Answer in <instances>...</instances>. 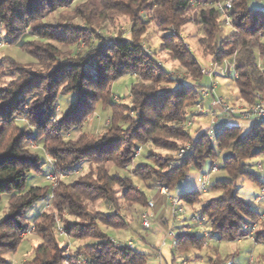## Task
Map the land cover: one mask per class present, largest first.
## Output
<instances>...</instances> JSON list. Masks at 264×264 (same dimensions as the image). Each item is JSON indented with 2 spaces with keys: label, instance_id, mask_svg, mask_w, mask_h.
Returning a JSON list of instances; mask_svg holds the SVG:
<instances>
[{
  "label": "trees",
  "instance_id": "16d2710c",
  "mask_svg": "<svg viewBox=\"0 0 264 264\" xmlns=\"http://www.w3.org/2000/svg\"><path fill=\"white\" fill-rule=\"evenodd\" d=\"M74 1L0 0V41L18 46L33 59L23 63L11 56L0 57V200L8 197L7 213L0 221V264H10L7 255L17 251L32 225L42 242L19 264H79L80 255L95 264H147L149 254L130 248L127 242L116 243L105 230L126 225L120 212L91 208L99 200L117 208V186L125 200L145 202L146 192L137 188L131 175L112 174L108 167L112 163L125 169L140 145L150 147L152 163L137 166L132 174L142 180L155 176L154 188L159 179L168 188L181 184L192 169L201 170L209 159L229 150L223 163L227 177L210 185L209 190L217 195L194 215L207 218L211 233L225 241L248 238L255 222L260 221L254 237L264 244V219H260L264 211L252 207L237 185L240 177H247L263 186L264 178L248 171L245 161L264 157V119L255 120L247 130L226 125L215 143L206 130L193 137L186 123L194 116L199 89L206 85L202 84V66L180 35L182 27L193 20L201 31L204 55L216 61L235 56L237 98L253 104L257 95L264 99V67L259 63L264 60V11L251 7L248 0H233L230 32L224 31L220 19V0H196V7L193 0H84L75 6V16L83 25H52L44 20L50 12L70 7ZM121 16L130 18V37L107 28ZM153 21L161 30L175 28V33L163 35L156 51H166L177 61L184 69L182 76L166 68L145 46L148 24ZM82 43L85 47L81 50ZM59 44L69 49L64 51ZM129 73L136 81L130 91L132 106L123 113L110 99L111 88ZM5 77L10 80L4 81ZM69 93H74L75 99L59 112L60 97ZM98 103L111 109L104 133L95 137L82 131L73 136ZM188 142L191 152L170 170L166 167L177 159L175 155L162 157L152 152L156 147L177 154ZM33 144L52 161H43ZM45 163H50V172L57 175L85 163L89 168L73 182L27 189L28 174ZM200 193L194 190L177 196L194 204ZM42 197L49 200L50 208L30 225L26 209ZM57 216L62 219L61 227ZM62 235L93 241L68 254ZM203 244L204 236L180 231L174 251Z\"/></svg>",
  "mask_w": 264,
  "mask_h": 264
},
{
  "label": "rangeland",
  "instance_id": "374dc122",
  "mask_svg": "<svg viewBox=\"0 0 264 264\" xmlns=\"http://www.w3.org/2000/svg\"><path fill=\"white\" fill-rule=\"evenodd\" d=\"M84 0H75L74 3L70 7L60 8L54 12H50L46 18L44 19L47 23L52 25H57L59 23H69L83 25V21L80 18L75 16V6L81 4ZM197 1L193 0L192 5L196 7ZM258 0H249V5L251 7H258ZM152 12H143L144 15H149ZM195 15V8L191 12V17ZM130 25L131 21L130 18L127 16H121L118 21L114 24H108V29L110 32H120L122 35L126 37H130ZM225 32H230L231 28L224 26ZM175 28L172 30L165 31L161 30L155 22H150L148 24V29L145 34V46L150 48V52L152 55L159 59L160 63H162L166 68L179 73L181 76L184 74V69L179 65V63L173 60L166 51H156L162 42V37L166 33L174 32ZM102 35H107L104 31L100 32ZM180 35L186 45L193 51L195 57L199 61L200 65L203 67L209 66L211 61H209V55H204L202 52V47L200 46L199 39L201 36V31L199 26L192 20L185 24L182 29L180 30ZM39 38V36H36ZM4 44H0V57L3 56H11L14 57L17 61L27 63L32 61V57L27 53L21 51L18 46H10L5 41H0ZM64 51H67L69 47L67 45H60ZM84 43L79 46V49H83ZM76 48V47H75ZM157 54H155V51ZM229 60H232V57H228ZM260 64L264 67V60L259 61ZM4 81H9L10 77L3 78ZM136 78L135 75L132 73L126 74L116 81L113 82L111 92L112 95L110 99L116 103L119 110L123 113L129 112L127 111V106H132L131 103V86L135 83ZM214 82L217 84V94L224 97L225 99L233 102L235 104H242L243 101L238 99V88L236 82L231 77H221L216 76ZM211 81L204 76L202 80V84L208 86ZM75 99L74 93L65 94L60 97L59 100V112L65 111L68 105ZM238 101V102H237ZM244 104V103H243ZM132 113V112H130ZM111 115V109L108 106H105L101 103L97 104L96 110L85 120L83 127L74 132L73 136H78L80 132L84 131L93 135L95 137L100 136L104 131L107 129V125L109 123ZM210 122L209 116H201L196 117L192 121V125L189 126L187 129L189 133L193 137H197L200 128L206 127ZM251 120H244L241 118L233 117L227 121V126H240L244 130H246L250 125ZM184 144V143H183ZM186 144V143H185ZM187 144H190L188 142ZM33 149H36L43 161H52L51 158L44 152L42 148H38L37 144L32 145ZM140 149V154L134 158L133 161L130 162L129 166H126L125 169H120L115 167L112 163L108 164V167L111 169L112 174L120 173L121 175H131L137 185L139 190H143L146 192V200L144 203H137L125 200L123 198L122 188L117 186L116 187V197L118 198V207L112 204L106 205L103 201L99 200L95 204L91 206V208L95 211H105V212H114V210L120 212V216L125 221L126 225L121 229L116 228H105L108 234L114 238L115 242H128L134 241L137 249L139 248L140 244L143 241H147L149 244H157L159 248L162 249V254L166 257L169 264H172V247H173V240L172 237L168 236V230L173 227V213L171 208V202L168 200L167 196H163L161 194L160 189L157 186L152 187L153 182H156L155 176L150 177L148 179H140L133 176L132 171L137 166L141 164L152 163L151 160L148 158L150 153V147L148 145H140L137 150ZM136 150V151H137ZM152 152L159 154L162 157L168 155H175L176 153L171 152L166 149L152 147ZM229 150H224L219 152L218 156L211 160L209 159L203 166L201 170L199 169H192L191 174H199L200 172H208L211 166V163L214 161L219 165V170L216 171L211 177V184L215 183L218 179H223L227 177L226 171L223 169L224 158L228 154ZM135 156V154L133 155ZM259 160V158H252L245 161L247 166V170L253 172L260 179L263 177L262 172L256 167L255 163ZM173 162V161H172ZM172 164V163H171ZM171 164L166 167V170L172 169ZM89 164L85 163L80 168H78L77 173H63L64 176H57V184L60 181L66 182H73L83 174L88 171ZM161 170L160 168H158ZM51 170L50 163L42 164L40 170L32 171L28 174L27 177V185L26 188L29 189L33 186H40L46 187L49 184V180L46 179V174L49 173ZM161 179H159V182ZM182 184H178L175 187L169 188L170 192L177 196L183 192H186V189L181 188ZM238 190L241 196L254 208L258 209L259 211H264V203L255 204L254 198L257 195L261 194V187L253 180L247 177H240L237 181ZM54 186V187H56ZM217 195L216 192L210 191L209 189L206 192L200 193V198L194 204H188L183 202V209L184 212L180 214L179 219L176 222V227L174 229L177 233L181 232H191L196 236H203L205 229L211 231V227L208 223L204 221L203 225H199L196 220L191 219V216L196 212L199 211L204 203L212 197ZM150 201L154 202L153 209L148 207ZM49 205V200L47 198H40L36 202H34L31 206L26 209V220L27 223L32 225L37 217L43 212L44 210H48L47 206ZM7 206H8V197L4 195L0 200V221L6 216L7 213ZM144 212H148L150 215L152 214L151 219V226L146 228L143 226V218L142 215ZM167 216V217H166ZM186 217L185 221L182 220ZM57 222L59 226H62L60 221V217L57 216ZM70 220L74 218L69 217ZM262 218L261 220H263ZM62 220V219H61ZM165 220L167 222V226L161 223V221ZM260 222V221H259ZM255 222L254 226L255 229L260 228V223ZM190 226L191 229L188 230L185 226ZM169 226V227H168ZM185 229V230H184ZM254 229V230H255ZM151 236V241L148 240V237ZM64 245H66V252L74 253L75 249L79 246H84L88 243H91L93 240L86 239L75 241L72 238H69L65 235L61 236ZM207 238L204 237V246L200 248H189L188 250L184 251V253H176L175 260L173 264H183L187 262L188 264H259L262 262L264 264V244L257 243L251 238H246L237 241H225L219 240L216 236L215 239L208 241ZM42 242L41 238L34 232L28 233L26 236L23 237L21 244L19 245L16 252L8 254L7 258L10 264H19L21 261L28 259L35 246H38ZM68 242V244H67ZM164 243V244H163ZM183 252V251H180ZM199 255L201 258L196 259L194 256ZM213 259V260H211ZM261 259L259 262H255V260ZM215 260V261H214ZM231 260V261H230ZM214 261V262H213Z\"/></svg>",
  "mask_w": 264,
  "mask_h": 264
},
{
  "label": "built area",
  "instance_id": "2783aa9c",
  "mask_svg": "<svg viewBox=\"0 0 264 264\" xmlns=\"http://www.w3.org/2000/svg\"><path fill=\"white\" fill-rule=\"evenodd\" d=\"M233 6V0H220L217 3V9L219 11L220 19L224 26L232 28V16L230 15V11ZM0 44H4L0 42ZM211 63L209 66L201 68V72L204 76H206L211 83L208 86L201 87L199 89L200 93V100L195 104L194 106V116L193 117H198V116H209L210 122L206 126L205 130L207 132V135L209 139L215 143L216 139L218 137V134L221 132V130L226 126L227 121L230 118L237 117L241 118L244 120H251L254 122L255 120L258 119H264V99L261 98L260 95H257V101L253 104H235L233 102H230L229 100L225 99L224 97L220 96L217 94V84L214 82V79L216 76H221V77H231L232 79H237L239 77V72L237 69V60L236 57L233 56L232 60H229V58H225L222 61H216L211 57ZM190 118V120L186 123V129L189 128L190 125H192V121L194 118ZM192 150L191 144H187L183 147H181L176 156V160L172 162L171 167H175L177 163L179 162L178 159H182L184 156H186L188 153H190ZM140 149H138L135 152V156L131 158L133 161L135 157L140 154ZM214 160V159H211ZM256 167L260 171H264V162L263 160H258L256 162ZM219 170V165L216 162H212L210 169L208 172H200L197 175V187L196 191L199 192H206L210 185H211V177L212 175ZM79 170L78 169H73L70 171H67L65 173H77ZM61 177L64 176L63 173H59ZM57 174L55 173H48L46 176V179L51 182L52 186H56L57 184ZM157 188L160 189L161 194L163 196H167L168 200H170L171 208H172V213H173V227L168 230V236L172 237L173 239V244L175 245L178 240V233L175 231L174 226L176 227V222L179 219V216L181 213L184 212L183 209V201L179 196L173 195L169 188L160 182H158ZM264 201V183L263 186L261 187V194L256 197L255 202L256 203H261ZM148 207L150 209H153L154 207V202L150 201L148 204ZM143 218V226L146 228H149L151 226V219H152V214L150 215L148 212H144L142 215ZM264 218V214L260 217V219ZM191 219L196 220L199 225L204 226L203 222L207 220L205 217H201L199 215H192ZM186 229L190 230V226H185ZM35 225H32L31 229L28 230L23 234V237L26 236L28 233L34 231ZM255 226L253 225L252 230L248 234V238L253 239L255 242V237H254V230ZM60 234H63V230L61 228L58 229ZM185 230V229H184ZM187 232V231H186ZM205 238L208 239V241H211L216 238L215 235L211 233V231H208L205 229L204 235ZM207 240L205 243L208 242ZM120 243H118L119 245ZM164 244V243H163ZM127 245L134 249L136 248L135 242L134 241H128ZM78 263L79 264H95L94 262L89 261L86 259L84 256L80 255L78 257Z\"/></svg>",
  "mask_w": 264,
  "mask_h": 264
},
{
  "label": "crops",
  "instance_id": "0c3cea01",
  "mask_svg": "<svg viewBox=\"0 0 264 264\" xmlns=\"http://www.w3.org/2000/svg\"><path fill=\"white\" fill-rule=\"evenodd\" d=\"M248 2H249V0H248ZM258 7H256V8H259V9H261L262 11H264V0H258ZM211 60V56H209V61ZM238 102V101H237ZM243 103H244V101H243ZM242 103V104H243ZM206 116V115H205ZM198 117H201V116H198ZM252 124V123H251ZM250 127V126H249ZM248 127V128H249ZM205 128L206 127H204V128H200V131H203V130H205ZM247 128V129H248ZM246 129V130H247ZM260 160H263V162H264V157H260L259 158ZM262 172V175H263V177H262V179L264 178V171H261ZM197 175L198 174H189L188 176H187V178L181 183L182 185H181V188H184V189H186V192H190V191H194V190H196V187H197ZM259 195H257V196H255V198H254V203L255 204H258V203H256L255 202V199H256V197H258ZM261 204V203H260ZM167 217V216H166ZM185 219H186V217H184V219H182V220H184L185 221ZM161 223L162 224H164L165 226H167V222L165 221V220H163V221H161ZM183 226H185V225H183ZM169 227V226H168ZM151 239V236H149L148 237V240L149 241H151L150 240ZM173 240V239H172ZM136 249H137V247H136ZM138 250H140V251H142V252H145V253H147V254H149L150 255V257H149V260H148V263L147 264H169V262H168V260L166 259V257L164 256V254H162V249L161 248H159L158 246H157V244H155V243H153V244H149L147 241H145L144 240V238H143V241H142V243L140 244V246H139V248H138ZM176 253H184V252H180V251H174V244H173V247H172V261L174 262V260H175V256H176ZM196 259H198V258H201V256H199V255H195L194 256ZM262 259H264V258H262ZM211 260H213V259H211ZM261 259H257V260H255V262H259ZM231 261V260H230ZM173 262H172V264H173ZM183 264H188L187 262H184ZM259 264H262V262H260Z\"/></svg>",
  "mask_w": 264,
  "mask_h": 264
}]
</instances>
